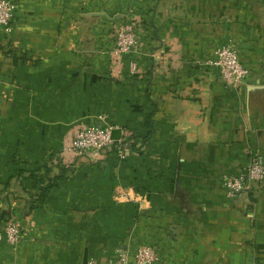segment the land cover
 I'll use <instances>...</instances> for the list:
<instances>
[{
  "label": "crops",
  "instance_id": "0c3cea01",
  "mask_svg": "<svg viewBox=\"0 0 264 264\" xmlns=\"http://www.w3.org/2000/svg\"><path fill=\"white\" fill-rule=\"evenodd\" d=\"M14 1L0 27V227L13 218L22 241L0 243V264H114L151 242L160 264H264V185H222L250 150L264 155V0ZM132 12L142 48L113 74L112 33ZM227 44L251 71L237 90L204 65ZM99 116L154 131L125 161L63 164Z\"/></svg>",
  "mask_w": 264,
  "mask_h": 264
},
{
  "label": "built area",
  "instance_id": "2783aa9c",
  "mask_svg": "<svg viewBox=\"0 0 264 264\" xmlns=\"http://www.w3.org/2000/svg\"><path fill=\"white\" fill-rule=\"evenodd\" d=\"M14 0H0V27L11 30L12 20L16 11ZM131 24H119L115 27L113 47L111 50L112 73H121L125 66V58L139 51L136 19ZM206 67L216 68L221 79L230 88L240 89L250 78L251 71L239 57L237 48L227 44L218 48L212 59L205 60ZM139 65L132 59L129 61V75H139ZM129 131L119 125L108 122L104 116H99L95 122L82 125L75 130L69 139L62 159L64 164L73 165L79 158L87 155L109 153L115 147L113 154L117 159L124 160L131 154V146L127 137ZM222 185L228 197L248 195L255 187L264 185V155L258 151L248 152V161L237 173L223 177ZM121 194V192H119ZM22 241V231L18 223L8 220L0 227V243L5 242L10 247H17ZM165 246L162 243L151 242L139 244L132 253L129 249L118 250L114 264H160ZM89 264H95L90 262Z\"/></svg>",
  "mask_w": 264,
  "mask_h": 264
},
{
  "label": "trees",
  "instance_id": "16d2710c",
  "mask_svg": "<svg viewBox=\"0 0 264 264\" xmlns=\"http://www.w3.org/2000/svg\"><path fill=\"white\" fill-rule=\"evenodd\" d=\"M146 127L149 130V133L147 134V136H144L142 138L140 136H138L135 132H132V131L127 129L129 131V136L127 137V140L129 141L131 148L136 149L135 146L137 145L138 141H140L142 139L146 140V139H149L151 137V135L153 134V131H154L153 130L154 126L151 124V120L150 119L146 120ZM115 151H116V149H115V147H113L108 154H114ZM125 160L126 159H124L122 161H125ZM62 163L64 164V160L63 159H62ZM64 170H66V169H64ZM54 184L55 183L53 181V182H49L47 185H45L43 187V190H42L41 194H40V199H38L36 201L37 202L40 201V203H42L45 200L49 190L54 186ZM11 219H13V218H7V219H5L4 222L6 223V221L11 220Z\"/></svg>",
  "mask_w": 264,
  "mask_h": 264
},
{
  "label": "rangeland",
  "instance_id": "374dc122",
  "mask_svg": "<svg viewBox=\"0 0 264 264\" xmlns=\"http://www.w3.org/2000/svg\"><path fill=\"white\" fill-rule=\"evenodd\" d=\"M136 19V21L138 22V23H136V25H137V34H138V43H139V49H141L142 48V36H141V34H142V30L144 31V22H143V18H142V15L140 14V13H136V12H132L130 15H128V17H126V19H124L121 23L122 24H131L132 22H135L134 20ZM121 23H119V24H121ZM196 64V63H195ZM135 148L136 149H133V148H131V154H133L134 153V151L135 152H137V153H139V151H140V148H141V140L140 141H138V143H137V145L135 146ZM138 149V150H137Z\"/></svg>",
  "mask_w": 264,
  "mask_h": 264
}]
</instances>
